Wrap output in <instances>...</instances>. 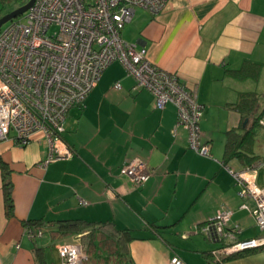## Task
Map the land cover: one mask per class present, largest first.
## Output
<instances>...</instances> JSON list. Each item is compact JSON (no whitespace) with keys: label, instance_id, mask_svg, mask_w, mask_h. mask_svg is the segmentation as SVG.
<instances>
[{"label":"crops","instance_id":"obj_1","mask_svg":"<svg viewBox=\"0 0 264 264\" xmlns=\"http://www.w3.org/2000/svg\"><path fill=\"white\" fill-rule=\"evenodd\" d=\"M121 38L143 46L152 64L195 92L211 156L189 147L173 103L155 108L154 96L135 88L121 63L112 62L83 105L67 112L62 138L73 149L70 157L43 166L48 147L41 137L23 146L0 141L13 204L8 214L0 167V264H61L58 245L85 246L91 228L100 238L113 228L128 232L123 264H168L175 254L185 264H264V245L216 259L212 251L222 243L200 232L218 211L229 210L228 226H238L239 240L264 236L254 201L239 196L242 186L228 171L261 162L257 184L264 168L253 126L264 105L247 117L233 107L240 94H257L264 72V0H167L157 14L135 8ZM244 66L249 74L259 67L257 77H239ZM229 138L241 157L226 152ZM133 159L150 171L140 186L119 171ZM35 221L42 234L32 240L27 227ZM74 221L79 225L56 232Z\"/></svg>","mask_w":264,"mask_h":264},{"label":"built area","instance_id":"obj_2","mask_svg":"<svg viewBox=\"0 0 264 264\" xmlns=\"http://www.w3.org/2000/svg\"><path fill=\"white\" fill-rule=\"evenodd\" d=\"M166 1L34 0L29 9L0 28V141L11 139L23 146L41 137L48 147L43 166L70 157L73 149L62 138L67 112L83 105L103 71L118 61L135 88L154 96L155 108L168 102L175 105L176 126L187 131L189 147L210 157V143L202 141L199 125L203 106L195 92L174 73L152 64L143 46L121 38L135 8L157 14ZM114 87L119 89L120 82ZM258 123L264 126V115ZM257 165L228 171L242 186L239 196L254 201L252 214L264 230V189L256 184ZM119 171L135 186L150 175L138 159L125 162ZM230 215L229 210H220L200 227L209 240L222 243L212 251L216 259L264 245V236L239 240L238 226H228ZM41 234V227L27 230L32 240ZM57 250L61 264H81L87 256L78 242L61 243ZM168 264L185 263L175 254Z\"/></svg>","mask_w":264,"mask_h":264},{"label":"trees","instance_id":"obj_3","mask_svg":"<svg viewBox=\"0 0 264 264\" xmlns=\"http://www.w3.org/2000/svg\"><path fill=\"white\" fill-rule=\"evenodd\" d=\"M24 3V2H23ZM248 66H244L241 70H238L237 74L240 77H245L248 75H253L257 77L258 72H259V67H257L254 71H252L249 74ZM258 100H257V94L256 93H251V92H245L240 94L238 97V100L233 103V107L238 110L242 116L247 117L249 116L252 112H254L256 106H257ZM264 115V113H261L260 115L257 116L255 119V122L253 123V126L259 125L258 120L259 117ZM249 137L245 138L244 140L250 139L251 136L253 135V130H251L248 133ZM225 150L228 154L231 155H236L238 157H241V152H238L235 150L236 147L233 146V140L231 138L228 139L226 145H225ZM234 147V148H233ZM0 167L4 171V178H3V191H4V198H5V203H6V212L8 214L12 213V198H11V184L8 179L5 178V173H6V167L5 165L0 161ZM79 225L77 221L74 222H63L60 224L59 229L56 232H60L63 227H68V226H77ZM107 225V224H104ZM109 225V224H108ZM35 226L41 227L42 223L41 221H35L32 223L28 224L27 230L34 228ZM42 229V228H41ZM90 233L87 235V237H91L90 241L88 244L82 243L84 249L86 250V259L82 261L81 264H84L88 262L90 259V262L94 264H123L124 261L126 260V254H127V243L131 239L130 236H128V232L126 230H119L116 228H113L110 233L108 234H101V238L98 237V234L94 231V228H91ZM36 239V238H35ZM34 240V239H33ZM97 240L96 243L100 244V247L95 246V241ZM102 245V248H101ZM101 248V249H99ZM97 250V252L93 253L92 250Z\"/></svg>","mask_w":264,"mask_h":264},{"label":"rangeland","instance_id":"obj_4","mask_svg":"<svg viewBox=\"0 0 264 264\" xmlns=\"http://www.w3.org/2000/svg\"><path fill=\"white\" fill-rule=\"evenodd\" d=\"M26 1L27 0H0V17L10 12L11 10L21 6ZM9 22L10 21L4 23L1 28L5 27ZM255 91L257 92L258 103L261 106L264 105V72H262L260 76V81ZM254 139L256 148L258 149V153H260V155L262 156L261 159H264V126H254ZM257 184L261 185L260 187L264 188V168L260 170L257 178Z\"/></svg>","mask_w":264,"mask_h":264},{"label":"water","instance_id":"obj_5","mask_svg":"<svg viewBox=\"0 0 264 264\" xmlns=\"http://www.w3.org/2000/svg\"><path fill=\"white\" fill-rule=\"evenodd\" d=\"M33 2H34V0H27L21 6L13 9L10 12L1 16L0 17V28L4 23H6V22L16 18L17 16L21 15L22 13H24L27 9H29V7L32 5Z\"/></svg>","mask_w":264,"mask_h":264}]
</instances>
